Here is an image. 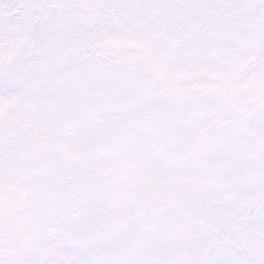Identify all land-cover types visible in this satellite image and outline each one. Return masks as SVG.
<instances>
[{"label": "snow or ice", "instance_id": "6c2138e0", "mask_svg": "<svg viewBox=\"0 0 264 264\" xmlns=\"http://www.w3.org/2000/svg\"><path fill=\"white\" fill-rule=\"evenodd\" d=\"M0 264H264V0H0Z\"/></svg>", "mask_w": 264, "mask_h": 264}]
</instances>
